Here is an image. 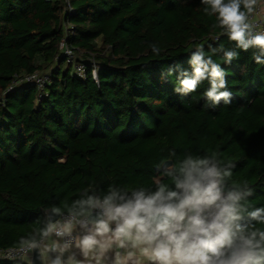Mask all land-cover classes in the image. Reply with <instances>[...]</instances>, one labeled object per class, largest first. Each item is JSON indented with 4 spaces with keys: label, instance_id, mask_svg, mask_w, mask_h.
Instances as JSON below:
<instances>
[{
    "label": "trees",
    "instance_id": "16d2710c",
    "mask_svg": "<svg viewBox=\"0 0 264 264\" xmlns=\"http://www.w3.org/2000/svg\"><path fill=\"white\" fill-rule=\"evenodd\" d=\"M67 4L71 12L64 0H0V94L14 74L51 73L42 98L19 84L0 103V249L38 240L54 207L85 215L89 197L104 201L114 192L112 203L124 204L162 185L165 195L183 197L176 187L183 161L208 155L217 163L213 152L222 161L217 186L239 217L227 227L264 231L249 215L264 207V51L230 40L201 0ZM64 34L85 65L82 78L60 56ZM229 51L235 55L225 61ZM201 53L224 73L217 94L232 93L231 104L215 107L204 95L211 65L195 92L180 84L195 78L193 57ZM165 160L172 164L161 168Z\"/></svg>",
    "mask_w": 264,
    "mask_h": 264
},
{
    "label": "clouds",
    "instance_id": "9594fccd",
    "mask_svg": "<svg viewBox=\"0 0 264 264\" xmlns=\"http://www.w3.org/2000/svg\"><path fill=\"white\" fill-rule=\"evenodd\" d=\"M201 2L208 6L204 8V12L208 15L215 14L217 26L225 29L229 39L236 41L239 47L247 50L249 46H255L264 51V34L251 36L249 32L251 38H246L249 25L245 21L253 13L258 0H201ZM241 5L244 11L241 10ZM202 48L201 45L198 50ZM202 55L203 53L194 54L193 57L197 65L195 78L184 79L180 84L184 90L195 92L197 84L209 78L205 73L211 65L209 76L212 88L204 95L212 99L215 107L219 106L221 100L225 104H231L232 93L223 91L217 94L218 88L225 87L224 73L218 70V65L213 64L211 59L203 61ZM234 55L235 53L229 51L225 54L224 60L231 61ZM260 63L257 58V64ZM217 77L221 78L219 84L215 82ZM171 155H175V152ZM212 157L217 159V163L222 164L217 153L213 152ZM217 163H212L208 155L195 158L188 155L180 169L185 178L182 182H176L177 188L185 189L183 197L176 191H168L165 195V186L162 185L149 196H145L143 191L134 192V199L114 206L112 201L116 194L113 192L104 200L107 219L96 222L93 233L78 240L77 246L87 257L97 249L101 253L107 251L113 241L118 247H125L126 243H130L131 248L136 251H129L123 260L117 254L114 264H126V261L137 253L150 264H262L264 248L261 247V241H264V231L256 229L245 235L239 227L233 232L225 226L228 221L239 217L236 215L235 207L221 200V189L215 179L220 176ZM233 167L234 165L229 163V170L224 175L230 177ZM234 199L235 194L230 192L228 200ZM218 201L223 206L220 207L219 214L213 222L206 224L200 215L196 214L188 217L187 223H184L185 209L213 206L217 205ZM94 203L96 202L92 197L81 202L82 205ZM53 211L60 212L61 209L54 207ZM249 215L264 224V207L252 211ZM113 220L122 221L117 223L114 231L110 227ZM52 230L53 226H49L43 234L47 235ZM70 230L71 226H66L65 231ZM257 236L259 240L256 239ZM20 242H24L23 237ZM56 264H59V261H56ZM97 264H100L99 257ZM137 264H141V261H137Z\"/></svg>",
    "mask_w": 264,
    "mask_h": 264
},
{
    "label": "built area",
    "instance_id": "2783aa9c",
    "mask_svg": "<svg viewBox=\"0 0 264 264\" xmlns=\"http://www.w3.org/2000/svg\"><path fill=\"white\" fill-rule=\"evenodd\" d=\"M64 2L67 6V9L71 12L72 8L68 6V0H64ZM245 23L249 25V29L246 30L247 35L249 32L251 33V36H255L257 34H264V0H258V3L255 6L253 13L248 16ZM68 27L70 26H64L65 33H67L66 29ZM58 48L60 50V56L64 58L65 63L72 64V73L80 78L84 77L85 65L83 62L75 61L76 54L74 50L66 43V35L60 39L58 43ZM91 65L92 76L93 78H95L97 66L95 63H93V61H91ZM50 78V71H34L32 73L24 75L14 74L12 82L0 94V103H4L5 93H7L13 87L19 84H29L34 86L37 90V99H40L44 95V87L50 82ZM190 190L191 189L188 190L189 195L191 194ZM221 200L226 202L227 194L225 192H221ZM95 202L96 203L89 206L87 213L83 216H78L71 211L59 213L55 221L48 222V225L44 229L43 233L49 228V226H53L54 230L50 231L47 235H44L42 233L41 237L36 241L26 242L18 246H8L1 248L0 258L8 261L24 262L28 255L32 252L33 247L42 245L48 237L55 238L57 240V243L62 248H65L66 245L67 247L73 245L79 233H92L94 231V225L98 221L89 219L88 215L90 213H98L100 215L99 221L102 219H107L104 201L96 200ZM112 204L114 206L121 205L119 203ZM222 206L223 204L218 201L217 205L213 206H201L199 209H185L186 217L184 223H187L188 217L196 214H199L206 224L211 223L219 214L220 207ZM118 222L122 221L113 220L110 222V227L113 231L115 230ZM221 222L223 223V221ZM66 226H71V230L65 231ZM225 226L227 227V224Z\"/></svg>",
    "mask_w": 264,
    "mask_h": 264
},
{
    "label": "crops",
    "instance_id": "0c3cea01",
    "mask_svg": "<svg viewBox=\"0 0 264 264\" xmlns=\"http://www.w3.org/2000/svg\"><path fill=\"white\" fill-rule=\"evenodd\" d=\"M92 233H79L75 243L65 248L60 247L55 238L48 237L42 245L37 246L42 264H56V261H59V264H97V257L100 258V264H114L117 254H119L120 258L123 260L129 251H136L131 248L130 243H126L125 247H118L113 241L111 247L107 251L101 253V251L97 249L86 257L83 251L77 246V242L84 236L91 235ZM109 236H111L110 233ZM36 255V250H32L24 262L33 264L37 258ZM137 261H141V264H150V262L144 261L138 253L133 258L128 259L126 264H137Z\"/></svg>",
    "mask_w": 264,
    "mask_h": 264
},
{
    "label": "water",
    "instance_id": "95a60500",
    "mask_svg": "<svg viewBox=\"0 0 264 264\" xmlns=\"http://www.w3.org/2000/svg\"><path fill=\"white\" fill-rule=\"evenodd\" d=\"M171 164H172V162H171V160H165L163 163H162V165H161V168H168V167H170L171 166ZM190 192H191V190H190ZM58 215H59V212H55V211H53V210H49L48 212H47V221L48 222H53V221H55L56 220V218L58 217ZM88 218L89 219H91V220H95V221H99V219H100V215L98 214V213H90L89 215H88ZM34 250H36V260L33 262V264H42V260H41V258H40V256H39V252H38V250H37V246H34L33 247V251Z\"/></svg>",
    "mask_w": 264,
    "mask_h": 264
}]
</instances>
